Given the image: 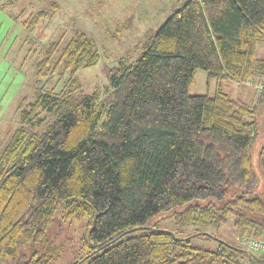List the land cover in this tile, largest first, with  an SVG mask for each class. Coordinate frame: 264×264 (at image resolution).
<instances>
[{"label":"trees","instance_id":"16d2710c","mask_svg":"<svg viewBox=\"0 0 264 264\" xmlns=\"http://www.w3.org/2000/svg\"><path fill=\"white\" fill-rule=\"evenodd\" d=\"M21 0H7L8 8ZM61 4L22 22L53 21ZM264 0H186L136 61L109 73L110 92L85 94L76 75L98 65L95 39L78 32L48 44L35 64L34 96L0 147V264H53L52 230L94 223L73 264H264L226 241L191 244L149 220L182 208L181 227H224L264 239V92L236 97L224 83H264ZM197 70L213 96L189 89ZM69 75L60 92L47 90ZM261 144V145H260ZM54 231V230H53ZM241 242V241H240ZM242 244V243H241Z\"/></svg>","mask_w":264,"mask_h":264},{"label":"rangeland","instance_id":"374dc122","mask_svg":"<svg viewBox=\"0 0 264 264\" xmlns=\"http://www.w3.org/2000/svg\"><path fill=\"white\" fill-rule=\"evenodd\" d=\"M48 0H21L8 8L0 7V147L19 126L18 107L23 99L31 101L34 96L35 64L49 43L61 39L66 44L78 32L95 39L101 59L97 66L76 75L85 94L100 93L102 98L110 92L109 73L133 64L143 50V44L186 0H56L61 11L53 21H43L36 28L22 25L32 14L38 12ZM7 0H0V5ZM264 59V48L258 50ZM69 75L55 77L46 84L47 90L60 92ZM226 89L236 97L251 98L253 91L237 82L224 83ZM216 80H209L204 70H197L189 93L194 96L215 94ZM264 141L261 143L263 144ZM260 144V145H261ZM258 187L256 195L264 192V175L257 168ZM175 211L160 214L149 220L147 228L166 230L180 238L189 239L192 245L206 250H216L221 242L241 244L242 234L229 218L219 229L181 227L175 221ZM94 221L85 218L74 220L52 230V240L60 249L53 264H73L84 256L80 250ZM244 264H254L249 257Z\"/></svg>","mask_w":264,"mask_h":264},{"label":"built area","instance_id":"2783aa9c","mask_svg":"<svg viewBox=\"0 0 264 264\" xmlns=\"http://www.w3.org/2000/svg\"><path fill=\"white\" fill-rule=\"evenodd\" d=\"M245 85L252 87L258 93L264 92V83H251L248 82ZM241 243L245 248L255 255H264V239L256 240L255 238L244 237L241 240Z\"/></svg>","mask_w":264,"mask_h":264},{"label":"crops","instance_id":"0c3cea01","mask_svg":"<svg viewBox=\"0 0 264 264\" xmlns=\"http://www.w3.org/2000/svg\"><path fill=\"white\" fill-rule=\"evenodd\" d=\"M240 93V92H239ZM239 93H238V95H239Z\"/></svg>","mask_w":264,"mask_h":264}]
</instances>
